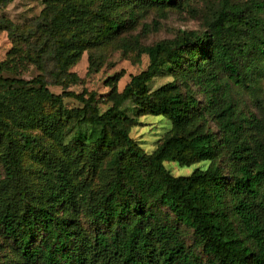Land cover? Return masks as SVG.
Instances as JSON below:
<instances>
[{"label": "trees", "instance_id": "obj_1", "mask_svg": "<svg viewBox=\"0 0 264 264\" xmlns=\"http://www.w3.org/2000/svg\"><path fill=\"white\" fill-rule=\"evenodd\" d=\"M11 1L0 0V10ZM173 1L101 0L94 10L67 1L54 12L47 6L37 19L50 28L43 48L53 58L54 79L0 76V85L37 87L53 103L64 97L78 100L83 105L78 124L98 126L92 147L109 157L106 165L112 170L104 188L83 198L92 232L75 231L74 194L66 190L59 195L69 180L64 169L62 183L47 202L26 200L20 155L10 139L16 136L26 148L35 139L9 128L0 107V140H7L0 163L5 179L15 184L14 197L0 202V228L13 241L20 264H264V195L259 188L264 181V138L255 134L264 131V123L239 109L228 85L229 80L243 84L255 61L264 58V19L258 16L263 1L243 7L220 0L201 32H183L150 45L135 42L147 54L148 65L104 99L97 100L93 91L66 90L77 79L69 66L85 48L109 39L124 23L117 7L128 6L131 14L133 8ZM84 21L92 27L91 36L65 38L64 29ZM11 28L12 22L0 15V29L10 35ZM88 61L96 64L92 56ZM164 68L174 79L150 90L152 78ZM54 84L61 85L62 93L50 92L48 86ZM190 84L204 94L203 108ZM99 102L108 105L102 112ZM125 102L138 116L162 115L170 122L169 133L150 153L129 135L135 119L121 113ZM205 112L215 121L216 132L201 124ZM222 150L227 175L214 163ZM167 160L210 163L175 176L165 168ZM180 226L191 230L193 244H185Z\"/></svg>", "mask_w": 264, "mask_h": 264}, {"label": "rangeland", "instance_id": "obj_2", "mask_svg": "<svg viewBox=\"0 0 264 264\" xmlns=\"http://www.w3.org/2000/svg\"><path fill=\"white\" fill-rule=\"evenodd\" d=\"M76 5L83 4L88 10H94L101 0H12L0 15L12 22L10 35L0 29V76L9 78H33L43 75L48 80L55 76L53 58L43 46L49 38L50 28L38 21L41 10L48 6L51 12L63 6L65 2ZM240 6H249L253 2L264 0H229ZM220 0H174L166 5H145L131 8L120 5L116 12L124 23L119 30L98 45H91L69 66L68 72L77 76L75 81L68 83L67 91L81 93L83 90L95 92L97 100L107 97L112 89L121 91L130 76L145 69L148 56L137 50L139 45H150L159 40L173 39L183 32H201L211 13L219 8ZM264 19V7L258 11ZM65 38L73 35L82 39L93 34L91 25H73L64 29ZM237 47L242 42L236 41ZM96 61L90 64L88 57ZM245 60V59H244ZM97 67V71H93ZM223 73L222 80L226 81ZM173 75L168 69H162L149 83V89L172 81ZM178 83L182 87L181 79ZM229 92L245 113L251 112L264 123V58L255 61L251 72L243 79V84L228 81ZM192 91L199 100L201 108L205 106L204 94L190 84ZM50 92L60 94L63 88L59 84L48 86ZM183 90V87H182ZM25 101V102H24ZM82 104L72 98L64 97L61 102L53 103L37 87L12 88L0 85V107L2 118L7 126L14 130H22L35 139L31 148L22 146L16 136L10 141L20 155V171L23 187L26 189V200L32 203L47 202L51 191L57 190L62 183L61 170L64 169L69 178L66 187L59 195L71 190L74 194L75 215L73 229L91 233L93 225L83 211V198L90 192L104 188L110 179L112 170L107 167L108 156L96 153L92 141L98 126L78 124L79 110ZM100 112L108 105L98 103ZM121 113L134 118L135 123L129 126V135L147 153L154 150L162 138L170 131L171 125L162 115H136V109L130 102H125ZM203 127L217 131L215 121L204 113ZM253 133L254 131H250ZM255 133V132H254ZM264 138L263 132H256ZM7 140H0V153ZM209 161L201 160L190 165H180L176 161H164L165 168L175 176L188 175L194 169H205ZM215 164L228 174V163L224 150L216 157ZM260 193L264 195V181L260 185ZM15 184L7 181L0 163V202L14 197ZM61 203L58 211L62 213ZM72 210V209H71ZM180 236L186 245L194 242L191 230L180 226ZM199 251V248H197ZM18 253L13 241L7 238L0 228V264H20Z\"/></svg>", "mask_w": 264, "mask_h": 264}]
</instances>
